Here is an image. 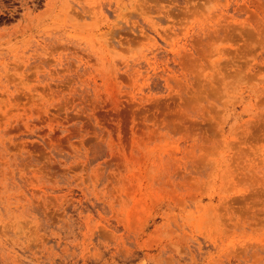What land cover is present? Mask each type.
I'll list each match as a JSON object with an SVG mask.
<instances>
[{
    "label": "rangeland",
    "instance_id": "rangeland-1",
    "mask_svg": "<svg viewBox=\"0 0 264 264\" xmlns=\"http://www.w3.org/2000/svg\"><path fill=\"white\" fill-rule=\"evenodd\" d=\"M0 264H264V0H0Z\"/></svg>",
    "mask_w": 264,
    "mask_h": 264
}]
</instances>
